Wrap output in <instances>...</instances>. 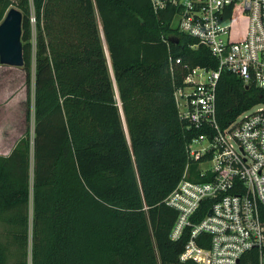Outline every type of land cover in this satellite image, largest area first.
<instances>
[{"label": "trees", "instance_id": "trees-1", "mask_svg": "<svg viewBox=\"0 0 264 264\" xmlns=\"http://www.w3.org/2000/svg\"><path fill=\"white\" fill-rule=\"evenodd\" d=\"M13 6L27 128L0 155V264H178L186 241L170 239L165 200L200 132L179 119L174 92L185 64L217 60L148 0H0V22ZM248 87L221 73L223 126L264 103Z\"/></svg>", "mask_w": 264, "mask_h": 264}, {"label": "built area", "instance_id": "built-area-1", "mask_svg": "<svg viewBox=\"0 0 264 264\" xmlns=\"http://www.w3.org/2000/svg\"><path fill=\"white\" fill-rule=\"evenodd\" d=\"M148 3L196 41L190 49L204 46L217 60L215 69L185 64L174 92L179 119L200 132L187 143L183 176L165 200L176 211L170 239L186 241L178 264H241L250 253L264 264V103L224 126L216 105L223 71L264 91V0Z\"/></svg>", "mask_w": 264, "mask_h": 264}, {"label": "rangeland", "instance_id": "rangeland-1", "mask_svg": "<svg viewBox=\"0 0 264 264\" xmlns=\"http://www.w3.org/2000/svg\"><path fill=\"white\" fill-rule=\"evenodd\" d=\"M176 26L177 22L175 21L172 27ZM24 75V70L21 67L0 65V155L6 156L9 154L15 142L24 134L27 128L25 121L27 90ZM257 107L254 106L253 110ZM29 126H32V120ZM32 166L33 161L31 158L30 169H32Z\"/></svg>", "mask_w": 264, "mask_h": 264}, {"label": "water", "instance_id": "water-1", "mask_svg": "<svg viewBox=\"0 0 264 264\" xmlns=\"http://www.w3.org/2000/svg\"><path fill=\"white\" fill-rule=\"evenodd\" d=\"M22 13L10 7L0 22V65L8 67L24 66L21 38ZM248 89V87H246Z\"/></svg>", "mask_w": 264, "mask_h": 264}, {"label": "crops", "instance_id": "crops-1", "mask_svg": "<svg viewBox=\"0 0 264 264\" xmlns=\"http://www.w3.org/2000/svg\"><path fill=\"white\" fill-rule=\"evenodd\" d=\"M26 102V101H25Z\"/></svg>", "mask_w": 264, "mask_h": 264}]
</instances>
